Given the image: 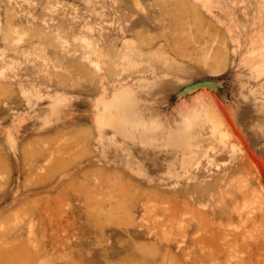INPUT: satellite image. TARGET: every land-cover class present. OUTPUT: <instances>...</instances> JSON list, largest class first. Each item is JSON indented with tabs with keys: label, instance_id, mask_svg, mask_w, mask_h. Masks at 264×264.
Returning <instances> with one entry per match:
<instances>
[{
	"label": "rangeland",
	"instance_id": "1",
	"mask_svg": "<svg viewBox=\"0 0 264 264\" xmlns=\"http://www.w3.org/2000/svg\"><path fill=\"white\" fill-rule=\"evenodd\" d=\"M0 264H264V0H0Z\"/></svg>",
	"mask_w": 264,
	"mask_h": 264
},
{
	"label": "water",
	"instance_id": "2",
	"mask_svg": "<svg viewBox=\"0 0 264 264\" xmlns=\"http://www.w3.org/2000/svg\"><path fill=\"white\" fill-rule=\"evenodd\" d=\"M203 87H208V88L215 89V86H214V84L212 82H209V81H201V82L196 83L194 85L185 87L184 89H182L180 91V93L178 95L183 94V93H186L188 91H192L194 89H201Z\"/></svg>",
	"mask_w": 264,
	"mask_h": 264
},
{
	"label": "bare ground",
	"instance_id": "3",
	"mask_svg": "<svg viewBox=\"0 0 264 264\" xmlns=\"http://www.w3.org/2000/svg\"><path fill=\"white\" fill-rule=\"evenodd\" d=\"M218 85V84H217ZM219 86V85H218ZM190 92V91H189ZM192 92V91H191ZM119 96V95H118ZM122 96H123V94H122ZM116 97H117V95H116ZM121 97V96H120ZM114 98V97H113ZM115 99V98H114ZM117 99V98H116ZM117 101V100H116ZM121 101V100H120ZM114 104H115V102H113ZM112 103V104H113ZM117 104V103H116ZM121 103H119V105H120ZM103 105V104H102ZM105 106V105H104ZM106 107V106H105ZM109 108V107H108ZM121 108H122V106H121ZM122 109H124V108H122ZM117 119V118H116Z\"/></svg>",
	"mask_w": 264,
	"mask_h": 264
}]
</instances>
